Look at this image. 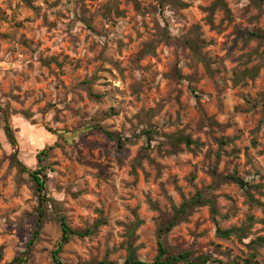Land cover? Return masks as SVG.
<instances>
[{"label":"rangeland","instance_id":"obj_1","mask_svg":"<svg viewBox=\"0 0 264 264\" xmlns=\"http://www.w3.org/2000/svg\"><path fill=\"white\" fill-rule=\"evenodd\" d=\"M214 1L0 0V264H57L60 216V264H264V0Z\"/></svg>","mask_w":264,"mask_h":264},{"label":"trees","instance_id":"obj_2","mask_svg":"<svg viewBox=\"0 0 264 264\" xmlns=\"http://www.w3.org/2000/svg\"><path fill=\"white\" fill-rule=\"evenodd\" d=\"M213 9L214 8H221V9H226V5H225V2L224 0H215L214 3H213ZM4 119H5V128H4V132H5V135L6 137L8 138V141L9 143L12 145V146H16V140L14 138V135H13V130L10 128V126L8 125V120L6 119V117L4 116ZM104 135L109 138V139H117V146L118 148H122V138L120 137H117L113 134H110L109 132L105 131V130H101ZM149 131H146L145 132V135H149ZM179 141H181V138H178ZM185 144L187 146L189 145H194L195 142H193L192 140H190L189 138H184L182 139ZM13 162L15 164H17L21 170L23 171H28L26 170V168L24 166H22L20 164V162H18L17 160V157L16 155L14 154L13 155ZM29 174L30 176L32 177L35 185H36V189L39 193L42 192L43 188H44V181L39 177V172L37 171H29ZM228 179L230 180H233L234 182H236L242 189H245L247 187V184L243 181H240L238 180L237 178H234L232 176H230ZM251 202L257 204V205H261L260 202L254 200L253 198H249ZM200 196H197V198H194L192 199L190 202L188 203H182V206L180 205V207L178 209H175V212H176V216L175 218L169 223V225L164 229V230H161V233H166L169 231L170 228L174 227L177 223V219L181 217V214H183L186 210L187 207L189 206H193V205H196V204H199L200 203ZM39 211H38V217H37V220L35 222V229L32 233V238L31 240H29V242L27 243V248L29 249V247H31L34 242L36 241L38 235H39V232H40V229H41V223H42V220H43V217H44V211L42 210V196L39 195ZM59 223H60V227H61V240H60V243L58 244V247L57 249L53 252V260L55 263L57 264H60L59 260H58V254L60 253L61 249H62V246L63 244H65L66 242H68L72 236H76L78 238H84V237H87L89 235H91L93 233V230H90V229H87L85 231H75V230H72L69 225L67 224L66 222V219L64 216H60L59 217ZM105 224V221L104 220H99L95 226H94V229H96L98 226L100 225H104ZM237 231L238 230H235V229H228V230H220V229H217L216 231V235L219 237V238H222V239H228L230 236L232 235H237ZM162 235V234H161ZM161 235L158 237V241H157V245H158V254L156 256V259H155V262L154 264H177L178 262H185L187 264H208V263H219V264H224L222 263V261L220 260H211V258L209 256H205V257H201V258H198L197 260H192L190 258V255L188 253H183V254H179L177 256H171V255H167V251L166 249L164 248L163 244H162V241H161ZM255 243H258L259 245H262V247H264V239L263 238H258ZM127 255H126V258L124 260V262L122 264H147L141 260L138 259L137 257V254H136V249L133 248L131 245H128L127 246ZM26 255H28V252L22 254L21 257L17 258V260L19 259L20 262L22 261L23 257H25ZM15 261V260H14ZM101 264H114V263H111V262H102Z\"/></svg>","mask_w":264,"mask_h":264}]
</instances>
